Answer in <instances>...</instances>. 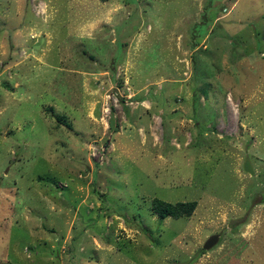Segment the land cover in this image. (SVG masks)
<instances>
[{
	"label": "rangeland",
	"instance_id": "obj_1",
	"mask_svg": "<svg viewBox=\"0 0 264 264\" xmlns=\"http://www.w3.org/2000/svg\"><path fill=\"white\" fill-rule=\"evenodd\" d=\"M0 264H264V0H0Z\"/></svg>",
	"mask_w": 264,
	"mask_h": 264
},
{
	"label": "trees",
	"instance_id": "obj_2",
	"mask_svg": "<svg viewBox=\"0 0 264 264\" xmlns=\"http://www.w3.org/2000/svg\"><path fill=\"white\" fill-rule=\"evenodd\" d=\"M107 1V0H101ZM53 109V108H51ZM62 117V116H61ZM197 201H184L171 203L162 199H154L152 202L153 211L162 219L167 217H189L196 209Z\"/></svg>",
	"mask_w": 264,
	"mask_h": 264
},
{
	"label": "water",
	"instance_id": "obj_3",
	"mask_svg": "<svg viewBox=\"0 0 264 264\" xmlns=\"http://www.w3.org/2000/svg\"><path fill=\"white\" fill-rule=\"evenodd\" d=\"M244 171L251 175L255 173V170L249 158H247L244 163ZM220 237L221 235L219 233L212 234L211 236H209V238L206 240L204 244V248L209 250L215 247L219 243Z\"/></svg>",
	"mask_w": 264,
	"mask_h": 264
}]
</instances>
